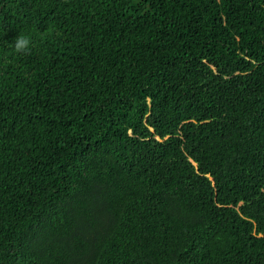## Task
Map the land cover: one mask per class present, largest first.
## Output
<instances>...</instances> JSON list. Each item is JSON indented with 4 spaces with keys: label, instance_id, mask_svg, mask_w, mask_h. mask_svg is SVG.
<instances>
[{
    "label": "trees",
    "instance_id": "obj_1",
    "mask_svg": "<svg viewBox=\"0 0 264 264\" xmlns=\"http://www.w3.org/2000/svg\"><path fill=\"white\" fill-rule=\"evenodd\" d=\"M0 264H264V0H0Z\"/></svg>",
    "mask_w": 264,
    "mask_h": 264
},
{
    "label": "clouds",
    "instance_id": "obj_2",
    "mask_svg": "<svg viewBox=\"0 0 264 264\" xmlns=\"http://www.w3.org/2000/svg\"><path fill=\"white\" fill-rule=\"evenodd\" d=\"M31 41L29 38L19 35L15 38L14 50L18 54H27L30 51Z\"/></svg>",
    "mask_w": 264,
    "mask_h": 264
}]
</instances>
